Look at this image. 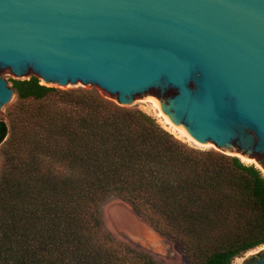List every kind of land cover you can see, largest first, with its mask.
Here are the masks:
<instances>
[{"label": "trees", "instance_id": "16d2710c", "mask_svg": "<svg viewBox=\"0 0 264 264\" xmlns=\"http://www.w3.org/2000/svg\"><path fill=\"white\" fill-rule=\"evenodd\" d=\"M0 120V264H163L101 226L111 194L190 264H231L264 245V174L183 142L147 112L96 89L11 79ZM36 107H24V102Z\"/></svg>", "mask_w": 264, "mask_h": 264}, {"label": "water", "instance_id": "95a60500", "mask_svg": "<svg viewBox=\"0 0 264 264\" xmlns=\"http://www.w3.org/2000/svg\"><path fill=\"white\" fill-rule=\"evenodd\" d=\"M153 105L186 140L264 171V0H0L1 75ZM239 264H264V247Z\"/></svg>", "mask_w": 264, "mask_h": 264}, {"label": "rangeland", "instance_id": "374dc122", "mask_svg": "<svg viewBox=\"0 0 264 264\" xmlns=\"http://www.w3.org/2000/svg\"><path fill=\"white\" fill-rule=\"evenodd\" d=\"M1 75L4 79L7 80L8 84L11 86V79L14 77L10 74V72L8 70H3L1 72ZM30 76L24 78H29ZM39 80L41 84L51 86L47 83H44L40 78ZM58 88L61 89L94 88L101 94V92L96 87L72 86V87H58ZM101 95L104 96L105 98L112 100L111 98L103 94ZM18 105H19L18 100L14 95L7 104H5L0 108V120L5 121L9 125L10 117H12V115L14 114L15 107H17ZM23 106L28 108H33L36 107V102L34 101L24 102ZM127 107L139 108L147 112L148 114L153 116L164 128H166L163 122L161 121L160 117L157 115V112L155 111L154 107L149 102L135 101L127 105ZM14 117L15 115H13V118ZM167 130L170 131V129ZM180 140L187 143L190 146L197 147L200 149H214L220 151L214 147L193 145L182 138H180ZM244 162L247 164H251V163L254 164L264 174V171L255 162H247V161ZM100 218H101L102 229L108 232L114 239L121 241L126 245L133 247L135 249L148 252L156 261L163 264H190L186 256L185 250L179 242L158 233L150 224H148L143 219L139 218L133 212L132 208L126 202L120 199L118 195L111 194L102 203V205L100 206ZM262 247H264V245L249 250L248 252L242 254V256L236 257L231 264H239L247 254H249L252 251H257Z\"/></svg>", "mask_w": 264, "mask_h": 264}, {"label": "bare ground", "instance_id": "6f19581e", "mask_svg": "<svg viewBox=\"0 0 264 264\" xmlns=\"http://www.w3.org/2000/svg\"><path fill=\"white\" fill-rule=\"evenodd\" d=\"M145 102H147V101H145ZM152 105V104H151ZM153 106V105H152ZM153 108V107H152ZM155 109V108H154ZM155 111H156V109H155ZM157 112V111H156ZM157 115L160 117V115L158 114V112H157ZM160 119H161V121L163 122V124L165 125V127L167 128V129H170V131L171 132H173L177 137H179V138H182V139H184V140H186L184 137H182L180 134H178L177 132H175L173 129H171L163 120H162V118L160 117ZM169 131V132H170ZM186 141H188V140H186ZM188 142H190V141H188ZM191 144H193V145H197V144H195V143H193V142H190ZM197 146H199V145H197ZM205 147V146H204ZM233 155H235V154H233ZM236 156H238V155H236ZM239 158H241L243 161H247V162H254L253 160H250V159H244V158H242V157H240V156H238Z\"/></svg>", "mask_w": 264, "mask_h": 264}]
</instances>
